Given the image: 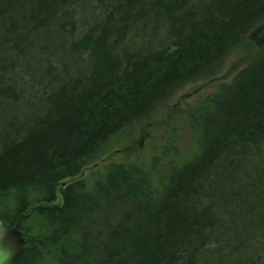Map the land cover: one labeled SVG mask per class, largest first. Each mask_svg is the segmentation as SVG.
<instances>
[{"label": "trees", "instance_id": "trees-1", "mask_svg": "<svg viewBox=\"0 0 264 264\" xmlns=\"http://www.w3.org/2000/svg\"><path fill=\"white\" fill-rule=\"evenodd\" d=\"M91 1L99 19L63 56L88 69L57 81L32 37L72 35ZM240 49L243 68L188 114L191 160L157 185L134 162L74 179ZM34 65L28 98L14 76ZM0 218L23 234L13 264H264V0H0Z\"/></svg>", "mask_w": 264, "mask_h": 264}, {"label": "rangeland", "instance_id": "rangeland-1", "mask_svg": "<svg viewBox=\"0 0 264 264\" xmlns=\"http://www.w3.org/2000/svg\"><path fill=\"white\" fill-rule=\"evenodd\" d=\"M94 6V2L91 1L82 4L81 7L75 10L76 28L73 30L72 35L61 36L52 40L51 38L54 35L50 34L49 30L46 31L51 35L49 38L45 32L35 33L32 37L33 42L37 39L41 45L38 50L37 46L32 43L30 47L33 45L35 47L32 50L29 48L30 60L33 57L40 58L39 61L44 63H41L42 68L48 62L60 74L55 76L57 77L56 80L60 82L63 81L62 79L67 82L69 78L78 75L77 72L81 69L83 71L88 69V59H85L82 53L77 54V56L75 53L72 57L69 54L68 58L63 56L67 54L66 50L69 51L71 39H81L92 26V21L95 22L96 19H99L100 14L92 12ZM61 48L63 53L60 51ZM245 56L244 50H236L228 55L212 76L207 79H198L177 90L163 102L155 116H152L145 125L139 128L138 132L132 137L133 139L113 146L102 158L86 166L80 174V178L89 180L91 172L101 169L109 163L134 162L142 164L143 169L151 170L153 183L157 185L161 178L160 175L167 173L170 160L176 162L191 160L197 153L198 136L197 132L193 130V127H195L193 126L194 119L188 117L189 112L198 107L209 105L210 97L217 93L223 84H229L234 75L246 64L243 60ZM23 63L21 64L23 65ZM22 69L26 72L25 67L21 68L14 77L19 85H27L26 91L30 89L27 91V97L32 98L34 92L39 91L35 86H38L37 81L40 80L38 75H42L43 70L34 65L31 69L34 72L27 71L23 74ZM45 79L47 80L45 83L48 84L49 80ZM183 94H188V96L177 103L179 96ZM30 112V109L22 108L13 110V114L19 116V118Z\"/></svg>", "mask_w": 264, "mask_h": 264}, {"label": "water", "instance_id": "water-1", "mask_svg": "<svg viewBox=\"0 0 264 264\" xmlns=\"http://www.w3.org/2000/svg\"><path fill=\"white\" fill-rule=\"evenodd\" d=\"M188 94L180 95L177 103L183 100ZM23 242L22 232L10 227L0 218V264H13L19 253Z\"/></svg>", "mask_w": 264, "mask_h": 264}, {"label": "bare ground", "instance_id": "bare-ground-1", "mask_svg": "<svg viewBox=\"0 0 264 264\" xmlns=\"http://www.w3.org/2000/svg\"><path fill=\"white\" fill-rule=\"evenodd\" d=\"M79 178H80V175H79V176H77V177H74V179H75V180H77V179H79Z\"/></svg>", "mask_w": 264, "mask_h": 264}]
</instances>
